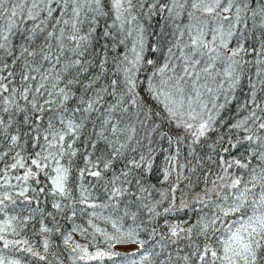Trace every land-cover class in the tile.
<instances>
[{"label":"snow or ice","instance_id":"6c2138e0","mask_svg":"<svg viewBox=\"0 0 264 264\" xmlns=\"http://www.w3.org/2000/svg\"><path fill=\"white\" fill-rule=\"evenodd\" d=\"M0 264H264V0H0Z\"/></svg>","mask_w":264,"mask_h":264}]
</instances>
